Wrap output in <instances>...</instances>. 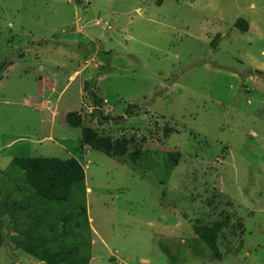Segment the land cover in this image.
<instances>
[{
  "label": "rangeland",
  "instance_id": "1",
  "mask_svg": "<svg viewBox=\"0 0 264 264\" xmlns=\"http://www.w3.org/2000/svg\"><path fill=\"white\" fill-rule=\"evenodd\" d=\"M0 62V217L23 199L15 158L76 159L90 264H264V0H0ZM68 113L138 162L84 146ZM216 222L222 258L194 231ZM0 264L46 263L6 237Z\"/></svg>",
  "mask_w": 264,
  "mask_h": 264
},
{
  "label": "trees",
  "instance_id": "2",
  "mask_svg": "<svg viewBox=\"0 0 264 264\" xmlns=\"http://www.w3.org/2000/svg\"><path fill=\"white\" fill-rule=\"evenodd\" d=\"M235 27L243 32L249 30L248 24L241 20ZM8 67L9 63L0 62V78ZM91 98L95 105L92 116L104 120L102 100L95 93H91ZM65 120L71 128L82 130L81 142L84 146L108 157L129 156L133 164L138 162L141 151L130 153L133 138L101 136L94 129L85 127L83 118L78 113H68ZM180 158L181 153H171L168 159L170 167H178ZM12 165L23 174V178L18 176L22 180V186L18 190L23 193V199L2 203L12 220L0 217V246L8 237L19 250L46 264H90L92 255L88 237L91 228L86 205V173L80 162L76 159L63 161L17 157ZM75 197H81V203L75 202ZM63 209L67 215H63ZM19 213L26 220L17 221ZM49 219L54 220L49 223ZM223 229L224 224L221 222L210 227H194L199 240L218 258H222L218 240Z\"/></svg>",
  "mask_w": 264,
  "mask_h": 264
},
{
  "label": "crops",
  "instance_id": "3",
  "mask_svg": "<svg viewBox=\"0 0 264 264\" xmlns=\"http://www.w3.org/2000/svg\"><path fill=\"white\" fill-rule=\"evenodd\" d=\"M91 191V189H89Z\"/></svg>",
  "mask_w": 264,
  "mask_h": 264
}]
</instances>
